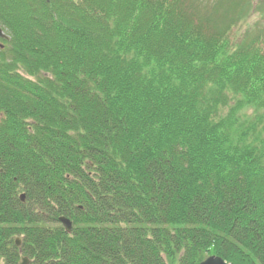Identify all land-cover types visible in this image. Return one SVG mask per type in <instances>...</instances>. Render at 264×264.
<instances>
[{
    "label": "trees",
    "instance_id": "trees-1",
    "mask_svg": "<svg viewBox=\"0 0 264 264\" xmlns=\"http://www.w3.org/2000/svg\"><path fill=\"white\" fill-rule=\"evenodd\" d=\"M230 1L0 0V264H264V24L236 43Z\"/></svg>",
    "mask_w": 264,
    "mask_h": 264
},
{
    "label": "rangeland",
    "instance_id": "rangeland-1",
    "mask_svg": "<svg viewBox=\"0 0 264 264\" xmlns=\"http://www.w3.org/2000/svg\"><path fill=\"white\" fill-rule=\"evenodd\" d=\"M235 1L244 2L247 0H235ZM230 2H233V0H231ZM247 7H248L247 8L248 16L246 17L242 25L238 26L235 30V31H239V36H240L237 39H235L236 43L238 42L239 39H241L243 35H245L246 31H251L252 28L259 27L264 24V0H249V2H247ZM255 30L256 29L254 28L253 31ZM4 33L7 36L6 32Z\"/></svg>",
    "mask_w": 264,
    "mask_h": 264
},
{
    "label": "water",
    "instance_id": "water-1",
    "mask_svg": "<svg viewBox=\"0 0 264 264\" xmlns=\"http://www.w3.org/2000/svg\"><path fill=\"white\" fill-rule=\"evenodd\" d=\"M0 38H2V39L6 38V35L3 33L1 28H0ZM20 198H21V200H23V195ZM58 221L63 226L65 232L67 234H69L71 232V227H72L70 220L67 218H64V217H60L58 219ZM21 264H28V260L26 258H23ZM199 264H227V263L223 259H221L220 257L210 256V257L206 258L205 260H203Z\"/></svg>",
    "mask_w": 264,
    "mask_h": 264
},
{
    "label": "flooded vegetation",
    "instance_id": "flooded-vegetation-1",
    "mask_svg": "<svg viewBox=\"0 0 264 264\" xmlns=\"http://www.w3.org/2000/svg\"><path fill=\"white\" fill-rule=\"evenodd\" d=\"M2 47H1V45H0V49H1Z\"/></svg>",
    "mask_w": 264,
    "mask_h": 264
}]
</instances>
